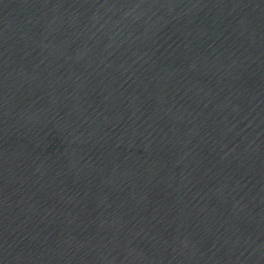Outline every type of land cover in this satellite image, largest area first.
<instances>
[{
    "label": "water",
    "instance_id": "water-1",
    "mask_svg": "<svg viewBox=\"0 0 264 264\" xmlns=\"http://www.w3.org/2000/svg\"><path fill=\"white\" fill-rule=\"evenodd\" d=\"M0 264H264V0H0Z\"/></svg>",
    "mask_w": 264,
    "mask_h": 264
}]
</instances>
